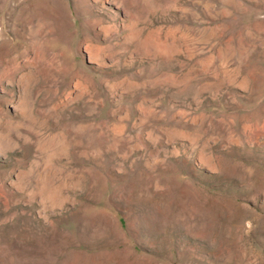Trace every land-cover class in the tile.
<instances>
[{"label":"rangeland","instance_id":"obj_1","mask_svg":"<svg viewBox=\"0 0 264 264\" xmlns=\"http://www.w3.org/2000/svg\"><path fill=\"white\" fill-rule=\"evenodd\" d=\"M0 264H264V0H0Z\"/></svg>","mask_w":264,"mask_h":264},{"label":"bare ground","instance_id":"obj_2","mask_svg":"<svg viewBox=\"0 0 264 264\" xmlns=\"http://www.w3.org/2000/svg\"><path fill=\"white\" fill-rule=\"evenodd\" d=\"M133 18V17H132ZM132 20V19H131ZM136 22L133 20V21H130V23H129V35L131 36V37H136L137 35H136V33L138 32L137 30H136ZM103 28V27H102ZM106 28V27H105ZM135 40V39H134ZM98 52V51H97ZM98 54V53H97Z\"/></svg>","mask_w":264,"mask_h":264}]
</instances>
